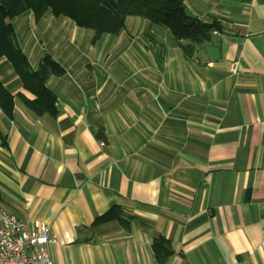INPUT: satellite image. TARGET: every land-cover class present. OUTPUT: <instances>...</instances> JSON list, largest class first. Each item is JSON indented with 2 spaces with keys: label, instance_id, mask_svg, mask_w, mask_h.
<instances>
[{
  "label": "crops",
  "instance_id": "1",
  "mask_svg": "<svg viewBox=\"0 0 264 264\" xmlns=\"http://www.w3.org/2000/svg\"><path fill=\"white\" fill-rule=\"evenodd\" d=\"M184 2L221 27L191 57L140 20L136 40L125 26L100 46L50 12L41 40L16 31L32 68L46 53L63 69L46 82L54 116L26 107L0 58L14 101L12 117L0 109V208L49 226L53 264H158V235L163 264H264V0ZM112 206L129 231L91 226Z\"/></svg>",
  "mask_w": 264,
  "mask_h": 264
},
{
  "label": "trees",
  "instance_id": "2",
  "mask_svg": "<svg viewBox=\"0 0 264 264\" xmlns=\"http://www.w3.org/2000/svg\"><path fill=\"white\" fill-rule=\"evenodd\" d=\"M185 0H0V58H5L19 77L22 87L34 95L21 96L28 109L36 115L56 114L55 96L47 87L50 75L63 72L62 67L48 54H44L36 68L16 43L11 20L30 12L39 20L45 12L54 17H66L77 27L93 32L95 43L105 34L116 35L125 27L128 16L147 19L165 28L187 57L195 45L207 41L213 30H220L217 21L204 22L187 13ZM13 95L0 81V109L12 117ZM132 216L119 206H112L97 216L91 226L117 222L125 231L130 230ZM156 263L163 264L172 255L170 240L155 236L150 245Z\"/></svg>",
  "mask_w": 264,
  "mask_h": 264
},
{
  "label": "built area",
  "instance_id": "3",
  "mask_svg": "<svg viewBox=\"0 0 264 264\" xmlns=\"http://www.w3.org/2000/svg\"><path fill=\"white\" fill-rule=\"evenodd\" d=\"M57 242L46 223L0 208V264H53L47 246Z\"/></svg>",
  "mask_w": 264,
  "mask_h": 264
},
{
  "label": "rangeland",
  "instance_id": "4",
  "mask_svg": "<svg viewBox=\"0 0 264 264\" xmlns=\"http://www.w3.org/2000/svg\"><path fill=\"white\" fill-rule=\"evenodd\" d=\"M26 13V12H25ZM25 13H22V14H20L19 16H16V17H14L12 20H11V22H12V24H13V27H14V33H15V36L17 37V35H16V31H20L21 29H23V31L24 32H26L27 33V36L28 37H32V38H35V35H36V33H37V30H38V26H39V24H41L42 23V21L40 22L39 20H34V18H33V16L30 18V17H26V14ZM30 13V12H29ZM46 13V12H45ZM31 14V13H30ZM32 15V14H31ZM44 15V14H43ZM44 20H48V19H44ZM43 20V21H44ZM66 20H68L67 18H66ZM134 20H140V22H148L149 24H152L151 22H149L148 20H146V19H143V18H140V17H136V16H128L127 18H126V21H125V26L127 27V33H128V38L129 39H131V38H133L134 40H136V34L135 33H133V32H131L130 30H129V27H130V29H133V27H135L136 25H138V23L137 22H135L134 23V25H132V21H134ZM71 22V21H70ZM152 25H154V26H156V27H154V28H156V29H158V28H160V30L162 31V32H165L166 34H167V31H166V29L165 28H163V27H161V26H159V25H156V24H152ZM81 30H83V31H81V32H83V40H85L86 38H87V36H88V34H90L91 33V31L90 30H87V29H83V28H80ZM36 31V32H35ZM145 33H146V35L147 34H149L150 33V31H148V30H146L145 31ZM104 36H107L106 34L104 35ZM109 36V35H108ZM145 38H146V36H144ZM102 38V37H101ZM98 39V41H100L98 44H99V46L100 45H103V43H102V40L103 39ZM103 38H105V37H103ZM165 38H170L171 40H172V37H171V35H166V37ZM35 39H38V40H41V37L40 36H38L37 38H35ZM92 40V39H91ZM105 40V39H104ZM97 41V42H98ZM35 42H37V40H35ZM43 46H45L44 45V43H43ZM119 54V53H118ZM127 55H129V53H126V52H124V53H121L120 55H118L117 57H118V60L119 61H122V60H124V58L125 57H127Z\"/></svg>",
  "mask_w": 264,
  "mask_h": 264
}]
</instances>
